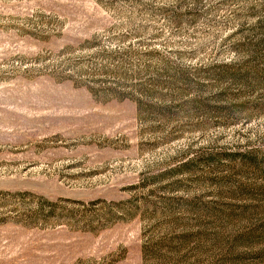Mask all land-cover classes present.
Segmentation results:
<instances>
[{
    "label": "rangeland",
    "instance_id": "obj_1",
    "mask_svg": "<svg viewBox=\"0 0 264 264\" xmlns=\"http://www.w3.org/2000/svg\"><path fill=\"white\" fill-rule=\"evenodd\" d=\"M0 264H264V0H0Z\"/></svg>",
    "mask_w": 264,
    "mask_h": 264
}]
</instances>
